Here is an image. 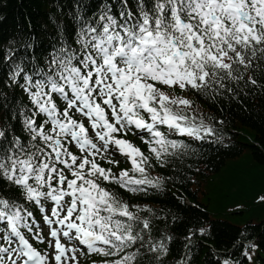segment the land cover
<instances>
[{
	"label": "snow or ice",
	"instance_id": "1",
	"mask_svg": "<svg viewBox=\"0 0 264 264\" xmlns=\"http://www.w3.org/2000/svg\"><path fill=\"white\" fill-rule=\"evenodd\" d=\"M137 8L134 13L124 0L119 19L110 9L82 19L78 47H61L35 75L15 65L11 79L18 82L24 73L21 87L34 106L24 116L30 139L8 140L7 129L0 128V141H6L0 143V177L41 211H47L42 201L54 203L45 215L54 239L48 241L52 251L41 254L21 231L42 242L27 223L32 212L0 198V264H81L80 256L93 253L103 258L99 264H137L139 248L125 250L143 244L150 220L107 185L132 193L159 189L164 178L151 177L150 169L166 166L187 147L169 134L222 140L191 100L165 89L201 96L233 93L241 82L264 89V0H154L150 10L138 0ZM41 114L46 119L38 123ZM129 134L139 135L147 153ZM117 152L132 166L118 174L97 161L119 165L112 158ZM256 247H245L249 261L248 248ZM149 251L164 254L167 248L161 241L150 243Z\"/></svg>",
	"mask_w": 264,
	"mask_h": 264
},
{
	"label": "trees",
	"instance_id": "2",
	"mask_svg": "<svg viewBox=\"0 0 264 264\" xmlns=\"http://www.w3.org/2000/svg\"><path fill=\"white\" fill-rule=\"evenodd\" d=\"M151 2L144 0L145 8ZM137 4L138 0H127L134 13ZM107 9L119 19L114 0H0V128L7 129L8 140L18 136L27 143L30 139L24 124V116L31 115L30 102L21 87L24 73L18 82L11 79L15 65L20 64L29 74L34 68L44 69L62 45L76 44V29L83 18H98ZM233 88V93L198 95L209 108L221 141L213 137L210 144L186 147L166 166L157 165L151 174L164 178L159 189L138 196L119 192L130 204L141 206L144 211L139 215L150 220V234L145 231L143 244L136 246L140 250L137 264H223L226 259L234 264H264V217L258 222L250 219L244 226L234 225L215 217L193 189L195 184L210 183L212 175L221 174L245 154L251 165L264 167V89L243 82ZM242 128L252 131L253 143L247 141ZM249 176L246 185L233 178L226 186L227 194L239 185L233 195L244 198L249 209L264 213V203L256 202L264 193V176ZM247 190L251 193L246 194ZM20 196L14 185L0 177V198L13 201ZM202 228L206 229L203 233ZM161 241L166 253L149 251L150 243ZM249 242L257 245L255 250L248 248L251 261L243 254Z\"/></svg>",
	"mask_w": 264,
	"mask_h": 264
},
{
	"label": "rangeland",
	"instance_id": "3",
	"mask_svg": "<svg viewBox=\"0 0 264 264\" xmlns=\"http://www.w3.org/2000/svg\"><path fill=\"white\" fill-rule=\"evenodd\" d=\"M165 90L169 91L170 95L178 98H187L190 100L192 96L186 90ZM193 97L194 103L199 107V112L201 114L206 112L207 107L198 101L195 96ZM204 122L206 124L208 123L207 120H204ZM241 132L242 134L246 135L247 141L253 143L252 141H254V135L250 129L242 128ZM258 173L264 176V167H256L251 165L248 154H245L240 159L230 163V165L223 170L222 174L213 175L210 178L211 182L209 186L211 189H208V183L206 182H202L201 185H195L194 188L198 190V200L203 204H207L210 212L215 217L224 218L234 225L244 226L250 219H252V221L258 222L264 217V213H258L255 210L249 209L250 206L245 203L244 198L240 199L239 197L233 195L234 191L237 190L236 188H238L239 185L231 191V195L227 194L228 190L226 188V186L229 184L228 182L233 178L241 180L240 182H244L243 185H246L245 183L248 181L246 176L251 177L249 175ZM261 187V190L264 192V185L261 184ZM220 190L223 191L220 193ZM245 193L250 194L251 192L247 190ZM221 196L224 197L221 198L222 200L219 204L218 201H220ZM262 197H264V193L259 196L256 202L264 203V199H261Z\"/></svg>",
	"mask_w": 264,
	"mask_h": 264
}]
</instances>
